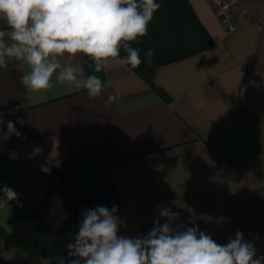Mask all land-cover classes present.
<instances>
[{
    "label": "crops",
    "instance_id": "obj_1",
    "mask_svg": "<svg viewBox=\"0 0 264 264\" xmlns=\"http://www.w3.org/2000/svg\"><path fill=\"white\" fill-rule=\"evenodd\" d=\"M189 2L214 45L157 67L154 83L170 102L115 62L97 74L109 87L95 99L68 83L30 93L26 65L0 67V186L22 205L0 207V264L66 261L82 213L97 205L118 207L120 235H146L165 205L181 213L179 225L220 244L240 230L264 255V0H241L233 31L207 0ZM61 62L92 74L81 54ZM110 93L118 101L107 105Z\"/></svg>",
    "mask_w": 264,
    "mask_h": 264
},
{
    "label": "clouds",
    "instance_id": "obj_2",
    "mask_svg": "<svg viewBox=\"0 0 264 264\" xmlns=\"http://www.w3.org/2000/svg\"><path fill=\"white\" fill-rule=\"evenodd\" d=\"M160 7L156 0H0V19L6 25V30L0 29V67H6L9 59L26 65L20 82L33 94L68 83L85 90L90 99L98 98L109 85L97 74L112 63L132 69L144 60L151 63L153 50L148 49L142 60L140 50L131 45L148 35L149 23ZM121 51L126 55L121 57ZM78 54L92 61V74L84 78L79 65L61 62L65 55ZM117 101V95L108 94L107 105ZM7 129L20 135L12 121ZM41 152L36 147L30 158ZM10 158L16 159L17 154L12 152ZM60 163L47 160L41 171L50 174L51 167ZM0 193V207L11 201L22 206L11 187L0 186ZM118 211L117 206L103 205L84 211L78 232L66 244L64 264H264V255H257L254 242L240 230L220 244L198 226L177 225L179 212L160 205L148 233L129 237L120 235L126 225Z\"/></svg>",
    "mask_w": 264,
    "mask_h": 264
},
{
    "label": "trees",
    "instance_id": "obj_3",
    "mask_svg": "<svg viewBox=\"0 0 264 264\" xmlns=\"http://www.w3.org/2000/svg\"><path fill=\"white\" fill-rule=\"evenodd\" d=\"M156 2L160 3L161 7L154 13L149 23L148 35L138 37L131 45L140 50L142 60L148 49L153 50L154 55L151 63L144 60L133 71L141 76L163 100L170 102L171 96L154 83L157 67L199 54L211 48L214 40L189 0H156ZM124 55L126 53L121 51V57ZM89 175L92 178L95 176L93 173ZM54 180L56 177L52 181ZM64 262L66 261L54 259L51 264H64Z\"/></svg>",
    "mask_w": 264,
    "mask_h": 264
},
{
    "label": "built area",
    "instance_id": "obj_4",
    "mask_svg": "<svg viewBox=\"0 0 264 264\" xmlns=\"http://www.w3.org/2000/svg\"><path fill=\"white\" fill-rule=\"evenodd\" d=\"M211 5L216 17L221 20L229 31L236 29L235 8L239 6L241 0H207ZM177 225L182 222V215L179 212ZM164 221H161L163 223Z\"/></svg>",
    "mask_w": 264,
    "mask_h": 264
}]
</instances>
